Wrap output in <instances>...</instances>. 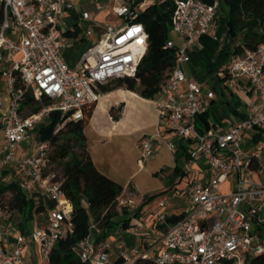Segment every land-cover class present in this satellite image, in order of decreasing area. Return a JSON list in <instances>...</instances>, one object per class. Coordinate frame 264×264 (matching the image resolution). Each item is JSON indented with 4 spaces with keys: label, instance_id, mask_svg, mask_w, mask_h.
Returning a JSON list of instances; mask_svg holds the SVG:
<instances>
[{
    "label": "built area",
    "instance_id": "built-area-1",
    "mask_svg": "<svg viewBox=\"0 0 264 264\" xmlns=\"http://www.w3.org/2000/svg\"><path fill=\"white\" fill-rule=\"evenodd\" d=\"M114 1V14L124 20L122 26L108 23L100 27L84 11L77 26L67 31L69 21L78 14L71 0H0V64L8 88L6 98L0 95V138L5 144L2 164L18 172L27 187H37L57 204L47 226L31 235L49 262L57 242L73 231V208L63 193V182L55 180L51 171V143L34 137V132L46 126L54 112H60L66 122L84 119L86 109L102 99L103 86L136 75L149 39L145 25L137 21L141 0ZM175 4L171 33L182 45L173 38L167 43L176 50L177 64L160 92L161 99L154 102L164 131L140 140L141 162L156 159L158 139L163 138L175 154L184 142L188 164L182 173L195 172L202 179L190 182L185 194L188 206L177 222H168L167 201L159 202L154 215L158 234L145 250L118 240L120 257L116 262L111 259L110 244L103 240L106 228L92 221L88 236L75 248L83 264H138L140 260L154 264H244L248 258L264 255V45L234 56L224 74L229 90L239 89L245 79L247 85L241 88L258 97L250 115L226 132H201L199 116L209 109L217 91L190 78L186 65L192 60L196 40L216 29L222 0L213 4L175 0ZM97 7L109 9V5L99 3ZM84 22L99 27L101 36L83 53L79 66L72 68L62 54L68 46L66 34L83 30ZM91 33L92 28L86 37ZM29 94L43 105L37 113L21 111ZM31 141L35 154L19 153L20 145ZM244 145L251 150L246 151ZM231 178L237 187L224 193L222 186ZM7 213L0 201V264H28L22 256L25 236H19L15 246H6L9 232L1 220Z\"/></svg>",
    "mask_w": 264,
    "mask_h": 264
},
{
    "label": "crops",
    "instance_id": "crops-1",
    "mask_svg": "<svg viewBox=\"0 0 264 264\" xmlns=\"http://www.w3.org/2000/svg\"><path fill=\"white\" fill-rule=\"evenodd\" d=\"M156 2L157 0H141L139 12L142 13L148 7L157 4ZM223 13L220 9L216 29L196 40L191 51L192 60L186 65V71L190 78L195 79V75L197 73L201 75L202 72L203 76L198 81L205 88L217 91L216 99L212 101L211 106L205 112H208L206 118L209 126L202 119L199 122L201 128L207 132L223 133L228 131L230 125L242 121L250 115L251 108L258 100L255 95L254 100L249 104L236 101V94L245 92L241 88L243 85H247L245 79L240 81L241 87H239V90L233 91L226 87L224 74L228 71L234 57V55L228 56L226 52L233 49L234 40L227 26L226 12ZM79 17V14H74L71 24L68 23L67 31L77 26L78 22L76 21L79 20ZM108 23L122 26L124 20L121 24L119 22ZM91 28L94 29L93 27L89 29ZM90 37L91 35L86 37L84 29L76 36L66 35L68 46L62 54L65 62L70 67L77 68L83 53L91 45H94L89 41ZM79 38H81V42L75 45L74 42ZM174 41L177 45H182V40L179 37L174 38ZM1 70L2 65L0 64V95L6 98L8 88L6 80L1 75ZM161 97L162 94H159L154 100H149L123 88L103 94L102 99L97 103L89 125L85 129L88 150L94 165L99 172L124 188L120 198L129 197L128 200H123L120 203L121 205L118 204L119 216L113 220L112 227L106 228V235L103 239L110 244V255L114 262L118 261L120 257L118 240L124 239L129 246L145 250L150 239L157 237L158 228L154 212L159 208V202L163 199L166 200L165 197H168V194L169 196L172 193L173 196L184 195L183 198L188 203L185 196L186 192L185 194L182 192L180 195L176 194V191H178L176 186H170L161 194L167 195L151 207L154 194L144 188L138 180L144 172L157 175L159 171L164 170V167H166L160 166L157 169H152L151 166L152 170H150L148 162H141L139 149V142L143 137L154 136L159 131H164L160 125L159 113L154 103L160 100ZM113 109H115L114 114L118 117L117 120L112 115ZM34 137H38V131L34 132ZM163 144L166 145L163 138L155 142L158 153L162 150ZM4 145V140L0 139V187L13 183L17 184L23 192L25 207V212H8L7 216L1 220L3 228L9 232L6 246L8 248L15 246L17 238L25 236L26 242L22 251L24 261L28 264H50L43 256L39 243L31 235L37 229L47 226L51 212L56 209L57 204L49 200L37 187H27L26 180L18 172L3 166ZM22 152L34 155V141L20 145L19 153ZM178 160V157H176V161ZM180 161L183 162V166L187 165L188 157L185 155L180 158ZM183 176L182 173L179 182L184 180ZM136 197L141 198L137 200ZM130 200L135 202L134 205L129 203ZM185 208H171L170 204L167 203L165 211L168 217L181 216Z\"/></svg>",
    "mask_w": 264,
    "mask_h": 264
},
{
    "label": "trees",
    "instance_id": "trees-1",
    "mask_svg": "<svg viewBox=\"0 0 264 264\" xmlns=\"http://www.w3.org/2000/svg\"><path fill=\"white\" fill-rule=\"evenodd\" d=\"M203 1L213 4L216 0ZM221 7L226 10L227 26L234 40L233 49L226 52L228 56L241 55L245 49L256 50L264 45V0H222ZM175 10V0H168L152 5L138 15L137 21L145 25L149 35L147 53L135 76L113 80L102 87L103 94L121 88L149 100H154L160 94L169 73L177 64L176 50L167 47L168 41L172 39L171 20ZM79 33V30L69 31L66 35L72 37ZM44 103L48 104L49 100L45 99ZM42 106L29 94L22 102L21 111L25 114L37 113ZM96 106L94 104L86 109L84 119L68 122L60 112H54L50 122L38 130V138L51 143V171L56 174L55 180L63 182V193L73 208V231L66 239L57 242L50 264H83L76 257L75 248L88 236L92 221L101 222L104 228H108L113 226V220L119 216L118 200L124 188L98 171L88 150L85 129ZM114 111L112 115L117 120ZM207 115L208 112L199 116L198 129L201 132L205 131L199 124L201 119L209 126ZM187 153V144L181 142L176 154L178 161L185 155L188 157ZM176 172L178 176L182 174L180 164ZM0 201L7 212H25L23 192L15 183L0 187ZM180 218L172 216L168 222L175 223ZM138 264L154 262L140 260ZM244 264H264V255L248 258Z\"/></svg>",
    "mask_w": 264,
    "mask_h": 264
},
{
    "label": "rangeland",
    "instance_id": "rangeland-1",
    "mask_svg": "<svg viewBox=\"0 0 264 264\" xmlns=\"http://www.w3.org/2000/svg\"><path fill=\"white\" fill-rule=\"evenodd\" d=\"M72 3L75 6V9L77 11V13L80 15L81 13H83L84 11H88L90 12L91 16L97 20V23L100 25V27H104L105 25H107L108 22H119L121 24V22L123 21L122 18H119L117 15L114 14L115 11V7H116V2L114 0H72ZM100 3L102 5H109V9L108 10H98L97 9V4ZM225 8L221 7V12L225 13ZM140 13V12H139ZM223 13V14H224ZM70 24L72 22L69 21ZM76 22H79V20H77ZM92 22L90 23H84V30L88 31L90 27H93L94 29L92 30L91 33V37H90V42L91 43H98L100 36H101V30L99 27H94L91 26ZM178 36L176 34H172V38H177ZM81 38H79L78 40H76V42H74L75 45H77L78 43L81 42L80 40ZM18 58H20V56H18ZM201 75H199V73H197L195 75V79L198 80L201 78L202 72L200 73ZM2 86V85H1ZM239 90V89H238ZM237 93V91H236ZM255 95L253 94L252 96L247 94L246 92L241 93V94H236V101L239 103H246L249 104L252 100H254ZM2 139V138H0ZM249 140V139H248ZM243 148L246 151L251 150L252 147H247L246 145L243 146ZM176 157L177 155L175 153H172L166 145L163 144V148L161 151H159V153L157 154L156 159L151 160L148 162V164L150 165V170L157 169L160 166L164 167V170L159 171V173L157 175L154 174H149V173H143L139 176L138 180H140V182L142 183L143 187L146 188L147 190H150L151 192H153L154 197L152 198V203H151V207H153L156 203H158L160 201V199L165 195H161L162 192H164L166 190V188L173 186L178 189V191H181L183 194H185V192L187 191L188 187H189V179L190 182H192L193 180H200L202 179V175H199L198 173L195 172H189L188 174L184 175L183 178L184 180L182 182L180 181V176L177 175L176 172V166H178V164H180L183 167V162L182 161H176ZM148 165V166H149ZM152 166V169H151ZM176 183V184H174ZM237 187V181L234 178L229 179V181H227L223 186H222V191L224 193H229L233 190H235ZM184 195L181 196H173V193L171 194V196L165 197L166 201L168 204H170L171 208L176 207V208H180V207H187L188 203L185 201V199L183 198ZM129 197H121L118 202L119 205H121L120 203L123 200H128ZM141 197H136L137 200H139ZM142 203V202H140ZM118 205V207H119ZM158 209H156V211L154 212V214L157 212Z\"/></svg>",
    "mask_w": 264,
    "mask_h": 264
}]
</instances>
